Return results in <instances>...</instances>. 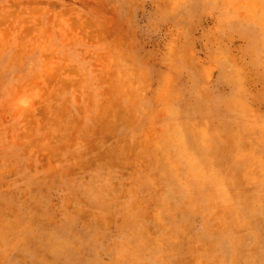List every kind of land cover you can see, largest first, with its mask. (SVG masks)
<instances>
[{
    "label": "rangeland",
    "instance_id": "rangeland-1",
    "mask_svg": "<svg viewBox=\"0 0 264 264\" xmlns=\"http://www.w3.org/2000/svg\"><path fill=\"white\" fill-rule=\"evenodd\" d=\"M0 264H264V0H0Z\"/></svg>",
    "mask_w": 264,
    "mask_h": 264
}]
</instances>
